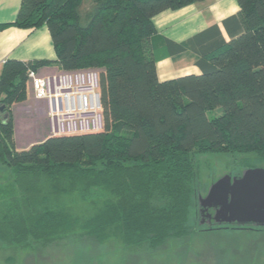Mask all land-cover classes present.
Instances as JSON below:
<instances>
[{
	"label": "trees",
	"instance_id": "trees-1",
	"mask_svg": "<svg viewBox=\"0 0 264 264\" xmlns=\"http://www.w3.org/2000/svg\"><path fill=\"white\" fill-rule=\"evenodd\" d=\"M203 1L22 0L17 19L0 25L47 27L57 54L2 67L0 163L15 171L17 195L0 203L1 249L81 235L157 250L200 232L237 230L196 225L198 157L248 154L246 167L252 156L264 161V0H236L239 13L224 21L229 40L215 25L185 43L163 37L155 45L156 16ZM189 47L198 50L200 74L160 81L157 64ZM44 68L100 73L103 131L50 135L18 149L12 107L32 96L29 71Z\"/></svg>",
	"mask_w": 264,
	"mask_h": 264
},
{
	"label": "rangeland",
	"instance_id": "rangeland-1",
	"mask_svg": "<svg viewBox=\"0 0 264 264\" xmlns=\"http://www.w3.org/2000/svg\"><path fill=\"white\" fill-rule=\"evenodd\" d=\"M89 8L90 1H87L83 13ZM185 60L186 56L178 60L177 65ZM215 112L208 116H216ZM248 156L211 153L198 157L200 180L193 201L196 225L202 221L199 198L207 195L213 183L225 175L238 176L247 169L264 168V161L254 156L246 167L243 159ZM14 173L0 163V203L17 195ZM263 237L264 230L207 231L173 240L163 248L152 250L149 246L125 247L114 239L100 244L91 237L72 235L46 246L0 248V264H264Z\"/></svg>",
	"mask_w": 264,
	"mask_h": 264
},
{
	"label": "crops",
	"instance_id": "crops-1",
	"mask_svg": "<svg viewBox=\"0 0 264 264\" xmlns=\"http://www.w3.org/2000/svg\"><path fill=\"white\" fill-rule=\"evenodd\" d=\"M22 0H0V25L13 23L18 16ZM236 0H205L178 10L165 11L154 18L159 31L155 45L161 46L163 37L177 43H185L194 36L217 25L226 40L229 35L224 21L239 13ZM186 56L185 61H177ZM56 60L57 54L47 27L21 29L10 26L0 31V76L4 63L9 60ZM198 50L190 47L180 56L166 58L157 64L160 81L200 74L196 65ZM56 72L55 68L41 69V75ZM21 109V110H20ZM14 133L19 150L44 142L50 137L47 105L37 101L33 95L23 104L12 107Z\"/></svg>",
	"mask_w": 264,
	"mask_h": 264
},
{
	"label": "built area",
	"instance_id": "built-area-1",
	"mask_svg": "<svg viewBox=\"0 0 264 264\" xmlns=\"http://www.w3.org/2000/svg\"><path fill=\"white\" fill-rule=\"evenodd\" d=\"M33 98L47 105L51 136L82 135L105 129L98 71L28 74Z\"/></svg>",
	"mask_w": 264,
	"mask_h": 264
},
{
	"label": "water",
	"instance_id": "water-1",
	"mask_svg": "<svg viewBox=\"0 0 264 264\" xmlns=\"http://www.w3.org/2000/svg\"><path fill=\"white\" fill-rule=\"evenodd\" d=\"M199 204L201 213L214 210L209 216L215 223L264 226V168L247 169L240 177L223 176L199 198Z\"/></svg>",
	"mask_w": 264,
	"mask_h": 264
},
{
	"label": "flooded vegetation",
	"instance_id": "flooded-vegetation-1",
	"mask_svg": "<svg viewBox=\"0 0 264 264\" xmlns=\"http://www.w3.org/2000/svg\"><path fill=\"white\" fill-rule=\"evenodd\" d=\"M200 213H201V210H200ZM214 210L213 209H209L208 211L206 209H204V211L201 213V217H202V221H201V224L204 225V224H208V225H214L215 222L213 221V219L211 220V217L209 216V214L213 215L214 216ZM219 224V223H217ZM234 224H237V230L236 231H242V230H252V232H258V231H263L264 230V226H257L255 224H238V223H234ZM213 227V226H212ZM239 229H242V230H239ZM264 239V237H263Z\"/></svg>",
	"mask_w": 264,
	"mask_h": 264
}]
</instances>
